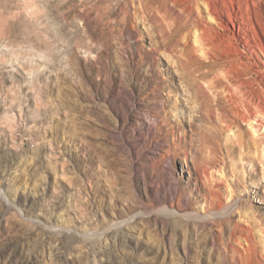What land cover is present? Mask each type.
<instances>
[{"label": "rangeland", "instance_id": "obj_1", "mask_svg": "<svg viewBox=\"0 0 264 264\" xmlns=\"http://www.w3.org/2000/svg\"><path fill=\"white\" fill-rule=\"evenodd\" d=\"M141 2L0 0V264H264L263 55Z\"/></svg>", "mask_w": 264, "mask_h": 264}, {"label": "bare ground", "instance_id": "obj_2", "mask_svg": "<svg viewBox=\"0 0 264 264\" xmlns=\"http://www.w3.org/2000/svg\"><path fill=\"white\" fill-rule=\"evenodd\" d=\"M168 1H172L177 6H181L183 11L185 12L189 2H191L192 0ZM149 2L150 0H142L141 4L143 12H146L150 9L148 6ZM263 4L264 0H205V5L208 8V12L210 13V15L215 16V18H217L218 20V26L221 29V32L219 31L217 39L219 37L221 39V42L230 40L232 38H237V35H239L241 31H243V29H247V31L252 33V41L255 44L254 47L256 49H259L263 55V57H260L262 70H264V21L257 17L255 12H257V9L261 8V5ZM135 24H137L136 20ZM208 34L209 31L205 30L204 35ZM243 97L244 95L240 98ZM257 97L259 98V101H256ZM241 100H243L242 103L244 104L247 111V115L243 114L245 121L252 122L251 119H255L257 120V129H255H262L264 127V121L262 119V115L264 114V92L261 91V93L259 94L256 93L250 99L246 97ZM262 144H264V140L260 142L259 147ZM208 174L209 173L205 172L202 175V178L208 177Z\"/></svg>", "mask_w": 264, "mask_h": 264}]
</instances>
